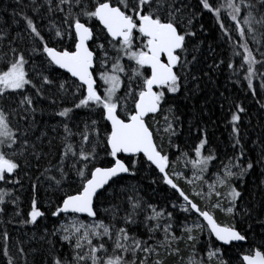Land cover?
I'll return each mask as SVG.
<instances>
[{"label":"snow or ice","instance_id":"obj_1","mask_svg":"<svg viewBox=\"0 0 264 264\" xmlns=\"http://www.w3.org/2000/svg\"><path fill=\"white\" fill-rule=\"evenodd\" d=\"M17 3H20V0H17ZM31 3L35 6L36 0H31ZM45 4L48 13H63L62 21L67 25L63 31L55 25L49 31L53 32L61 45L65 38L71 40L72 45L59 48L49 46L34 19L24 14L22 19L26 29L34 41H39V46L33 47L32 52L42 51L49 65L65 70L79 81V84L75 85L79 93L78 102H74L71 108H63L57 115L70 118L74 109L89 108L99 109L100 116L99 121L92 120L91 125H85L84 131L80 133L81 144L78 150L69 142L74 133L64 124L66 136L62 141L64 150L59 164L54 166L55 170L49 167L41 173L58 190H62L64 183L71 179L69 173H74L75 176L72 183L78 182L74 194L66 192L61 202L51 211L53 217H60L62 214H86L92 218L91 222L86 223L73 215L71 221L61 224L57 230L61 233L60 239L72 248L73 254L70 259L55 256L51 264H165L164 260L159 258L160 248L168 255H179L181 250L173 245L186 237V243L194 249L198 242V235L194 233L203 232L205 227L210 235H214L216 240L223 244L246 241L247 235L239 231L235 224L221 226L209 207L201 209L178 186L174 176L179 174L171 171L175 164L164 151L163 141L157 144L146 118L150 115L154 118L157 113H162L169 94L182 93L189 77L192 80L197 79L189 67L196 57L192 55L189 60L188 54L190 45L194 47L193 41L198 35L197 24L200 23L203 12L214 15L221 29H224L221 9L227 8L230 10L229 17L236 23L237 30L243 37L245 30L240 27L242 13L246 11L243 24L248 26V32H253V24H264V14L258 19L253 13V9L259 11L264 8V0H255V3L240 0L239 4L235 0H226L225 4L218 5H214L212 0H196L195 8L187 3V0H116L115 3L113 0H45ZM92 21H97L102 28L97 31ZM200 28L203 29V24H200ZM4 39L5 35H0V41ZM100 40L103 42L98 43ZM242 47L243 60L248 65L245 79L248 81L247 87L252 89V77L256 74L254 66L259 63L264 67V60L257 61L247 44ZM8 52L0 56V99L6 100L13 94L20 95V106L25 111L31 110L34 113L36 109L33 107V97L24 94L26 86L30 85L35 89L36 96H42L45 86H51L55 81L34 67L40 81L37 86L26 70L29 58H26L25 53L13 47L11 42ZM261 55H264V52ZM125 60L128 63H125ZM229 67L232 65L229 64ZM58 87L64 90L65 83H59ZM122 88L123 95H120ZM129 99L133 104L131 109L127 106ZM14 111L9 112L0 107V182L5 184L20 183L19 180H12V175H18V169L21 167L16 159L14 146L22 144L26 150L28 145L27 132L14 126L10 119ZM168 111L171 112V109ZM244 111L243 107L236 105V111L231 115L232 132L235 134L233 148L238 147V154L228 157L227 162L221 161V170L215 173V180L209 184L208 196L214 192L218 198L210 208L229 214L234 213L236 203L242 197V192L233 182L242 180L256 163L264 167V150L255 162L248 159L244 153L238 126L240 113ZM164 119V132L169 136V147H172L171 136L176 134L172 121L178 120V117L173 115L172 121L168 116ZM101 121L106 122L107 126L101 127ZM206 144V137L200 140L194 149L195 159H189L188 154L183 152L181 157L177 158H183L186 166L191 164L194 177L198 180H204V174L211 162L217 159L211 149H206ZM85 145L90 147L86 149ZM5 149L12 151L9 153ZM98 150L103 151L105 157H110V160L102 159ZM204 151L208 154L205 155ZM20 155H23V152ZM69 160L70 165L67 163ZM141 164L154 166L161 174L159 179L183 198L181 211L198 214L207 222L206 225L194 221L191 226H183L184 236H177L173 231V213L157 209L151 204L147 205L150 214L146 215L143 221H138V210L144 206V202L142 198L132 196L128 197L131 211H125L120 217L124 226L117 227L113 222L105 223L104 219L98 218L97 201L123 180L124 174L135 176L140 170L138 165ZM217 185L227 190V208L221 205L219 197L222 193L217 190ZM32 190L34 195L31 210L25 223L35 224L38 218L46 214L38 206L35 196L36 184L32 185ZM195 195L204 196L202 192ZM5 197H9L13 204L18 199L7 189L0 188V205H5ZM172 207L175 208L176 205L173 204ZM4 211L5 209L0 207V213ZM109 211L115 221L120 206L115 204L111 209H105V212ZM138 223H143L148 234L147 240L139 238L130 230V225ZM158 233L163 234L162 239H156ZM20 251L23 253V249ZM217 253L218 250L209 251L208 259L211 260ZM3 254L8 256L6 249ZM242 261L243 264H264V251L260 248L249 249L248 253L243 255ZM8 264H13L11 258ZM187 264H207V261L198 259L193 252L188 257ZM218 264L226 262L218 257Z\"/></svg>","mask_w":264,"mask_h":264},{"label":"trees","instance_id":"obj_2","mask_svg":"<svg viewBox=\"0 0 264 264\" xmlns=\"http://www.w3.org/2000/svg\"><path fill=\"white\" fill-rule=\"evenodd\" d=\"M115 2L116 0H113V3ZM212 2L218 5L225 4L226 0H212ZM235 2L239 4L240 0H235ZM245 2L255 3V0H245ZM187 3H190L193 8L196 7V0H187ZM228 11L230 10L227 8L221 9L224 29H221L214 15L207 11L203 12L200 23L197 24L198 35L194 38V47L190 45L188 54L189 60L192 59V55L196 57L189 67L197 79L192 80L189 77L182 93L169 94L168 102L164 105L162 113H157L154 118L150 115L146 119L154 132L157 144L163 141L164 151L175 164L171 171L182 174L174 176L178 186L201 209L209 207L219 223L235 224L239 231L247 235V241L224 246L219 244L205 227L203 232L194 233L198 235V242L194 249L186 243V237L185 240L173 245L181 250L179 255H168L163 248H160L159 258L163 259L165 264H187L188 257L193 252L198 259L203 258L207 261V264H218V257L222 258L226 264H243L241 255L248 253L249 249L260 248L264 251V167L256 163L242 180L233 182L242 192V197L237 201L232 214L219 209H211L210 205L218 198L215 193L208 196L209 199L204 194L207 192L206 182H213L215 173L221 170V161L227 162L228 157L238 154V147L233 148L235 134L232 132L233 124L231 123V115L236 111V105L245 109L243 113H240L241 119L238 122L239 138L244 146L245 155L255 162L264 150V87H262L264 67L259 63L254 66L256 74L252 77L253 88L249 89L248 81L245 79L248 65L243 60L244 48L242 47L247 44L257 61L264 60V55H261L264 52V24H253L254 31L248 32V26L243 24V15H246L244 11L240 17V27L244 28L245 35L241 37ZM253 13L259 19L264 14V8H260L259 11L253 9ZM24 14L34 19L49 46L59 48L72 45V41L67 38L61 45L57 42L53 32L49 31L53 25L62 31L67 25L62 21L63 13L50 14L47 12L45 0H36L35 6L32 5L31 0H20V3H17V0H0V35H5V39L0 41V56L8 52L11 42L13 47L23 51L26 58H29L26 70L37 86L40 81L34 67L36 70H42L43 74L49 75L55 81L53 85L45 86L42 96H36V90L30 85L26 86L24 94L33 97V107L36 109L34 113L31 110L25 111L20 106L19 101L22 98L20 95L13 94L6 100L0 99V107L9 112L15 110L10 119L14 126L27 132L28 140L26 150L22 144L14 146L17 152L16 159L21 167L18 169V175H12V180H19L20 183L0 182V188L7 189L13 197L18 198L13 204L9 197H5V205H0L5 209L3 213H0V264H8L9 258L12 259L13 264H51L55 256L70 259L73 254L72 248L60 239L61 233L57 230L61 224H67L68 217H73L74 214L53 217L51 211L61 202L66 192L74 194L78 182L77 184L72 183L75 176L74 173H69L71 179L64 183L62 190H58L41 173L49 167L55 170L54 166L59 164V158L64 150L62 141L66 136L64 124H67L74 133L69 142L78 150L81 144L80 133L84 131L85 125H91L92 120L99 121L100 116L99 109L90 110L89 108L74 109L70 113V118L57 115L63 108H71L74 102H78L79 93L75 85L79 82L54 65H49L42 51L32 52L33 47L39 46V41H34L26 29L25 21L22 19ZM91 23L97 31L102 28L97 21ZM200 24H203L202 30ZM8 55L11 56V53L8 52ZM125 63L128 62L125 60ZM229 64L232 67H229ZM61 82L65 83L64 90L58 87ZM123 91L122 88L120 95H123ZM73 93L76 95L74 96ZM127 106L129 109L133 107L131 99L127 101ZM168 109H171V112ZM121 115H123L122 110ZM173 115L178 117V120L172 121ZM165 116L173 122L176 130V134L171 136L172 147H169V136L164 132ZM100 126L106 127L107 124L101 121ZM157 129H159L158 132ZM205 137L207 138L206 149H211L217 159L211 162L208 171L204 174L203 181L206 190L203 191L199 187L192 190L185 180L194 176V170L191 164L185 165L183 158L179 160L177 158L181 157L183 152L188 154L189 159H195L194 149ZM89 147L90 145H85L86 149ZM5 151L11 153L12 150L5 149ZM21 152L23 155H20ZM204 154L207 155L208 152L204 151ZM100 157L110 160V157H105L103 151H100ZM67 163L70 165L71 160ZM138 167L140 170L135 176L124 175L123 180L110 188L97 201L98 218L104 219L105 223L113 222L117 227L124 226L120 217L125 211H131L128 197L132 196L140 197L144 202V206L138 210V221H143L145 216L150 214L148 204L156 206L157 209H165L173 213V231L177 236L185 235L184 225L191 226L194 221L205 224L196 213L181 211L180 205L184 203L183 198L159 179L161 174L155 167H149L147 164H141ZM33 184L37 185L35 196L38 206L46 214L38 218L35 224L25 223L27 214L31 210V200L34 195ZM217 190L222 193L219 200L223 198L225 205L229 206L226 198L227 190L219 185H217ZM197 192H202L204 196L195 195ZM115 204L120 206V211L116 220L113 221L111 212H105V209H111ZM173 204L176 205L175 208L172 207ZM76 216L86 223L92 220ZM129 227L139 238L148 239L143 223ZM54 232L56 235H53ZM5 233H7L6 237ZM162 238V233L156 234L157 240ZM149 243H154V241H149ZM5 249L8 256L3 254ZM20 249H23V253ZM217 250V256L209 260L208 252ZM140 255L143 256V254Z\"/></svg>","mask_w":264,"mask_h":264},{"label":"rangeland","instance_id":"obj_3","mask_svg":"<svg viewBox=\"0 0 264 264\" xmlns=\"http://www.w3.org/2000/svg\"><path fill=\"white\" fill-rule=\"evenodd\" d=\"M125 62V61H124ZM127 62V61H126ZM177 173V172H176ZM177 174H179V175H182V174H180V173H177ZM184 176V175H183ZM189 181H193L192 183H189ZM209 181V180H208ZM185 183H189V185H190V187L192 188V190L193 189H195L196 187H199V188H201L203 191H205L206 189H207V192H204V194L205 195H207V198L209 199V197H208V192H209V184H211L212 182L211 181H209V182H206V184H207V188L205 189V186H204V181L203 180H198V179H195V177L194 176H192L191 178H189L188 180H185ZM214 193V192H213ZM212 193V194H213ZM220 202H221V205H222V207H224V208H227L228 206H226L225 205V201L223 200V198L222 199H220ZM225 212V211H224ZM227 213V212H226ZM72 218L73 217H68V222L69 221H71L72 220ZM199 223V222H198Z\"/></svg>","mask_w":264,"mask_h":264},{"label":"water","instance_id":"obj_4","mask_svg":"<svg viewBox=\"0 0 264 264\" xmlns=\"http://www.w3.org/2000/svg\"><path fill=\"white\" fill-rule=\"evenodd\" d=\"M56 67V66H55ZM62 71H64V72H66L65 70H63V69H61ZM67 73V72H66ZM70 76H71V74L70 73H68ZM74 78V77H73ZM74 79H76V78H74ZM79 82V81H78ZM154 167V166H153ZM158 171V170H157ZM124 175H127V174H124ZM68 215H71V214H68ZM74 215H78V216H82V217H87L86 216V214H74ZM198 215V214H197ZM87 218H90V217H87ZM214 218L216 219V217L214 216ZM90 219H92V218H90ZM201 219L203 220V218L201 217ZM216 221H217V219H216ZM203 222L206 224L207 222L206 221H204L203 220ZM218 222V221H217ZM219 223V222H218ZM221 226H226V225H224V224H221V223H219ZM212 237L216 240V238H215V236L214 235H212ZM217 241V240H216ZM247 241V240H246ZM246 241H243V242H233L232 244H234V243H236V244H238V243H246ZM219 244H221V245H224V246H230L231 244H223L221 241H217ZM247 254V253H246ZM243 255H245V254H242L241 255V259H242V257H243Z\"/></svg>","mask_w":264,"mask_h":264},{"label":"flooded vegetation","instance_id":"obj_5","mask_svg":"<svg viewBox=\"0 0 264 264\" xmlns=\"http://www.w3.org/2000/svg\"><path fill=\"white\" fill-rule=\"evenodd\" d=\"M97 79H98V75H97ZM126 79V78H125ZM98 83H99V80H98ZM101 92H103V89L102 88H100L99 89Z\"/></svg>","mask_w":264,"mask_h":264}]
</instances>
